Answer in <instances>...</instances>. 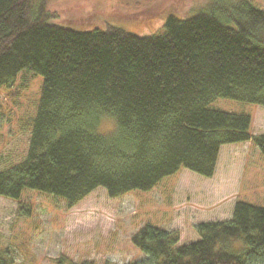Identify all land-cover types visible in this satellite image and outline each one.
I'll list each match as a JSON object with an SVG mask.
<instances>
[{
    "label": "trees",
    "instance_id": "16d2710c",
    "mask_svg": "<svg viewBox=\"0 0 264 264\" xmlns=\"http://www.w3.org/2000/svg\"><path fill=\"white\" fill-rule=\"evenodd\" d=\"M52 1L0 0V96L17 95L24 69L43 77L27 154L0 170V195L34 189L73 207L99 187L110 197L149 190L182 167L211 177L224 144L253 141L264 154L251 114L210 106L264 105V7L209 0L137 34L56 21ZM103 119L113 128L100 131ZM196 230L178 244L177 231L145 223L132 237L144 257L127 264H264V205L237 200L230 219Z\"/></svg>",
    "mask_w": 264,
    "mask_h": 264
},
{
    "label": "rangeland",
    "instance_id": "374dc122",
    "mask_svg": "<svg viewBox=\"0 0 264 264\" xmlns=\"http://www.w3.org/2000/svg\"><path fill=\"white\" fill-rule=\"evenodd\" d=\"M252 1L264 7V0ZM208 2L53 0L51 12L56 21L77 28L103 27L107 20L137 34H153L162 31L168 15L184 18ZM42 85V75L24 69L10 90L17 95L1 93L0 170L27 154ZM210 106L251 114L252 133L264 136V105L220 97ZM113 126L111 119H103L99 130ZM237 200L264 205V154L253 141L224 144L211 177L182 167L149 190L120 197H110L99 187L67 207L63 198L34 189H26L20 199L0 195V253L13 258L8 264H57L60 257L67 262L127 264L144 257L132 237L145 223L177 231L178 244L187 243L200 238L198 223L230 219Z\"/></svg>",
    "mask_w": 264,
    "mask_h": 264
}]
</instances>
